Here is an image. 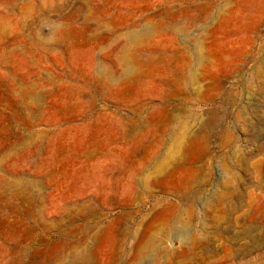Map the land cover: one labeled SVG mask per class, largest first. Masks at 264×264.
Wrapping results in <instances>:
<instances>
[{
  "label": "rangeland",
  "instance_id": "374dc122",
  "mask_svg": "<svg viewBox=\"0 0 264 264\" xmlns=\"http://www.w3.org/2000/svg\"><path fill=\"white\" fill-rule=\"evenodd\" d=\"M0 264H264V0H0Z\"/></svg>",
  "mask_w": 264,
  "mask_h": 264
}]
</instances>
